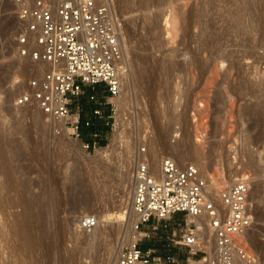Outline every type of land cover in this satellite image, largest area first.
I'll use <instances>...</instances> for the list:
<instances>
[{"label": "rangeland", "instance_id": "rangeland-1", "mask_svg": "<svg viewBox=\"0 0 264 264\" xmlns=\"http://www.w3.org/2000/svg\"><path fill=\"white\" fill-rule=\"evenodd\" d=\"M113 2L128 58L123 71L128 74L122 73L121 92L113 99L116 110L109 141L87 149L70 124L64 129L59 120L42 117L35 103H16V98L31 89V80L41 76L50 64L19 53V36L25 23L16 12L15 0H0V131L4 135L0 147L6 153L2 156L0 149V183L8 167L17 172L23 184L15 189L0 184V264H51V242L52 256L53 247L58 249L55 256L77 248L82 253L77 255L80 262L94 263L114 237V227L121 223L122 243L128 228L126 220H119V202L126 198V204L130 203L129 181L137 154L144 152L148 158L151 140L164 130L168 131L169 142L179 136L200 142V150L205 152L203 160L208 163L206 173L216 178L224 173L225 186L241 175L235 171L229 174L230 169L249 174L253 223L247 241L257 253L259 264H264V0ZM99 148H110L113 154L98 164L95 155ZM169 152L165 148L162 157ZM126 158L129 177L126 196H121ZM176 160L182 165L189 160L199 168L195 153L185 162ZM27 201L33 202L30 211L38 239L35 247L25 246L22 232L11 227L12 215ZM102 205L112 212L111 219L101 227L106 234L99 235L96 242H77L74 237L80 215L96 214ZM187 220L182 211L164 219L151 218L141 226L149 235L139 242L142 246L154 243L156 252L173 254L183 262L189 253L179 240ZM44 222L48 230L40 225Z\"/></svg>", "mask_w": 264, "mask_h": 264}, {"label": "built area", "instance_id": "built-area-1", "mask_svg": "<svg viewBox=\"0 0 264 264\" xmlns=\"http://www.w3.org/2000/svg\"><path fill=\"white\" fill-rule=\"evenodd\" d=\"M15 1L16 12L25 23L19 36V53L51 65L31 80V89L16 98V103H35L52 118L65 119L85 148L95 146L96 142L82 139L80 116H72L69 104L71 96L82 93L84 84L103 82L112 97L121 92L125 53L113 0ZM115 110L113 102V113ZM93 136L98 133L93 132ZM132 183L131 206L138 216L136 228L143 233L119 250L116 264H259L257 253L247 241L253 223L248 173L234 177L215 195L195 164L182 165L165 155L159 172L152 169L147 157L139 161L133 168ZM178 211L187 217L208 219L205 224L215 241L212 253L205 248V236L193 219L187 220L179 240L189 253L183 262L173 254H161L153 246L140 244V239L149 235L141 229L145 222ZM97 223L92 213L81 219L84 229Z\"/></svg>", "mask_w": 264, "mask_h": 264}, {"label": "bare ground", "instance_id": "bare-ground-1", "mask_svg": "<svg viewBox=\"0 0 264 264\" xmlns=\"http://www.w3.org/2000/svg\"><path fill=\"white\" fill-rule=\"evenodd\" d=\"M156 21H159L157 18H156ZM155 20H154V22L153 23H157ZM121 39H122V33H121ZM122 45H123V43H122ZM123 48H124V46H123ZM124 53H125V48H124ZM128 58H127V56H126V53H125V63H124V67L126 66V65H128V60H127ZM43 63H47V64H50L49 62H43ZM127 63V64H126ZM147 63H148V61H147ZM130 65V64H129ZM148 65H149V63H148ZM152 65V64H151ZM142 66H144V65H142ZM141 65H140V67H142ZM145 66H147V65H145ZM50 67H51V65H50ZM139 67V66H138ZM128 68H129V66H128ZM141 69H143V68H141ZM141 71V70H140ZM146 71V70H145ZM140 73V72H139ZM124 74H128V72H126V71H124ZM137 74V73H136ZM142 74V73H141ZM150 75V74H149ZM145 76H146V74H145ZM127 77V76H126ZM143 77V76H142ZM32 78V77H31ZM141 78V77H140ZM144 78V77H143ZM148 79V78H147ZM139 80V79H138ZM149 80H151V79H149ZM147 81V80H146ZM148 82V81H147ZM145 84V83H144ZM145 87V86H144ZM119 104V103H118ZM39 112H40V115L43 117V116H48V114H46L43 110H38ZM118 115V114H117ZM55 122V121H54ZM53 122V123H54ZM60 122H62V124H64V129H68L69 127L66 125V121H65V119H62V120H60ZM43 123V122H42ZM45 123H46V121H45ZM47 124V123H46ZM55 125V124H54ZM73 130V129H72ZM120 130V129H119ZM162 130V129H161ZM168 132V131H167ZM166 130H164V131H161L160 133H159V135L158 136H156V137H154L151 141V147H150V151L148 150V152H150V154L148 155L149 157H148V159H149V162H150V165H151V167H152V169L154 170V171H156V172H159V170H160V167H161V159H162V154H161V152L162 151H164L165 150V148H169V150H170V152L169 153H171V154H166V155H170V156H173V157H175L176 159H178V160H180V161H186V160H188L189 158H190V156H191V154L192 153H195V156H196V159L199 161L198 163H199V169H200V172H201V174L203 175V176H205L207 179H208V181H209V185H210V189L213 191V193L215 194V195H218L219 194V192H220V190L225 186L224 184L227 182V179H226V177H225V174L224 173H221L220 174V176L218 177V178H216V177H214V175L213 174H210V173H206V171H207V165H208V163L205 161V160H203V158H204V156H205V152H203L202 150H200V146L202 145V144H200V142L199 143H196V142H192L190 139H183V137L182 136H179V137H176V138H174L171 142H169V140L168 139H166ZM118 135V134H117ZM119 135H121V132L119 133ZM175 135H177L178 136V133H176ZM185 137V136H184ZM4 142V135H3V133H2V131H0V145H2V143ZM150 145V144H149ZM0 149H1V154H2V156L4 155V154H6L5 152H4V150H3V147H0ZM99 149H101V148H99ZM4 153V154H3ZM112 154L113 153H111V151H110V148L109 149H101V150H99V151H97V153H96V158H97V160H99L98 162H96V163H98L99 164V162H100V160H102V161H104V160H106L105 158H108L109 156L111 157L112 156ZM128 154V153H127ZM130 156V155H129ZM128 157V156H127ZM146 156H145V153L144 152H141V151H139V153L137 154V158H136V161H135V165L139 162V161H141L142 159H144ZM129 158V157H128ZM131 158H132V156H131ZM94 160V159H93ZM130 160V159H129ZM196 160V161H197ZM96 161V160H95ZM131 161V160H130ZM124 162V161H123ZM133 162V161H132ZM95 163V162H94ZM125 166H126V169H124L125 171H122V174L123 175H121V177H122V182H121V189H119L120 190V193L122 194L121 196H126V193L124 192L125 191V187L127 186L126 185V182H127V180H128V174H129V161H128V159L126 158V161H125ZM189 163H192V162H189V160L187 161V162H185V163H183V164H189ZM103 163L101 162V165H102ZM124 164V163H123ZM96 165V164H95ZM99 166V165H98ZM124 166V165H123ZM97 167V166H96ZM125 168V167H124ZM222 168V167H221ZM5 170V179H4V181H3V179H2V182L0 183L1 185H2V188H3V186H6V188H7V186H9V188L10 187H12V188H14L15 186H17L18 184H22L21 182H22V180L18 177V175H17V172L16 171H12V170H10L8 167H6V168H4ZM123 170V169H122ZM221 170V169H220ZM233 171H235V172H237V174H242V170H240V169H237V170H234V168L233 169H230L229 170V174H231ZM219 172V171H218ZM223 172V171H222ZM131 177V179H130V181H129V183H130V185H131V199H130V203L129 204H126V198H124V199H122L121 200V202H119V205H118V215H119V217H120V219L119 220H126V223H127V227L126 228H128V231H126V233H125V235L123 236V240H122V243H120L119 241L121 240V238H122V226H121V224H119V225H117L116 227H114V228H117V230L116 231H114L115 233H114V237L111 239V241L110 242H108L107 243V245H106V250L103 252V256H101L100 257V260H97L96 258H95V260H96V262H94V263H90V264H109V263H111V264H116V262H117V256H118V252H119V250L122 248V246L124 245V244H127V243H131V242H133V241H135L143 232L142 231H140V230H138L137 228H136V222H137V219H138V216H137V214L133 211V209H132V206H131V201H132V195H133V183H132V176H130ZM23 185V184H22ZM129 185V186H130ZM227 185V184H226ZM5 189V188H4ZM15 189V188H14ZM126 189H127V187H126ZM252 189H253V186H252ZM17 190V189H16ZM18 191V190H17ZM120 196V197H121ZM59 197V196H58ZM58 197H56V199L58 198ZM60 198V197H59ZM122 198V197H121ZM80 199V198H79ZM21 200V198H19V200L17 199L16 200V202H14V204H18L19 203V201ZM58 201V200H57ZM77 202L78 203H80V202H82V201H80V200H77ZM94 202L95 203H98V201H95L94 200ZM94 202H92L91 204H94V205H96ZM32 201H27L25 204H24V206L21 208V210H20V212H18V213H16V214H13L12 215V213H11V215L13 216V220H12V226L11 227H13V229L15 230V231H17V232H22V234H23V236H22V241L24 242V245L25 246H29V247H35V245L36 246H38L36 243H37V241H38V239H37V237L35 236V234L36 233H34V231H35V228H34V226H35V219H34V215L31 213V206H33L32 205ZM106 204V203H105ZM104 204V205H105ZM99 205V204H98ZM104 205H102L101 207L103 208V209H100L99 211L97 210V212H96V216H97V218H98V223H97V225L95 226V227H93V228H91V229H84L82 226H81V219H82V217L85 215V214H89V212L88 213H85V214H81L80 215V218H79V222H76V226H77V229H76V233H75V237L74 238H76V240H77V242H81V241H85V242H94L95 241V239H97L98 238V236L100 235H102L101 237H103V235H105L106 234V230H105V228L103 229H101V227H105V225H106V223L111 219V217H110V215H111V213L112 212H108V210H110V208H105L104 209ZM92 206V205H91ZM107 206V205H106ZM93 207V206H92ZM100 206H97V208H99ZM108 207H110L109 205H108ZM94 208H95V206H94ZM112 208V207H111ZM116 210V209H115ZM12 211H15V210H12ZM16 211H19V210H16ZM104 211H106V212H104ZM112 211V210H111ZM11 212V211H10ZM9 214V213H8ZM0 215H1V212H0ZM11 216V217H12ZM6 217V216H5ZM2 218V217H1ZM8 218V217H7ZM6 218V219H7ZM117 218V217H116ZM195 220L196 221V223H197V225H198V228L201 230V233L202 234H204V236H205V246L210 250L209 252H213V249H214V246H215V243H214V239H213V237H211L210 235H209V229H208V227L206 226V221L208 220L207 218H201L200 216H193V215H189L188 216V221H190V220ZM11 220V219H10ZM37 220V219H36ZM41 221H42V219L40 220V223H41ZM117 221V220H116ZM3 222V221H2ZM37 222V221H36ZM111 222H113V221H111ZM50 223V222H49ZM37 224V223H36ZM10 225V224H9ZM40 225H44V227L46 228V230H48L47 229V227L46 226H48L47 224H46V226H45V222H44V224H40ZM4 226V225H3ZM37 226V225H36ZM51 226V225H50ZM78 226H81L79 229H78ZM108 224H107V226H106V229H107V231L109 230L108 229ZM7 227H8V225H7ZM34 228V229H33ZM43 228V227H42ZM125 228V227H124ZM1 229H3V228H1ZM12 229V230H13ZM44 229V228H43ZM111 229H113V228H111ZM40 230H42V229H40ZM45 230V229H44ZM126 230V229H125ZM2 231V230H1ZM5 231V230H4ZM9 231V230H8ZM39 231V230H38ZM53 231V230H52ZM98 231V232H97ZM6 232H7V229H6ZM41 232V231H40ZM45 232V231H44ZM51 232V231H50ZM2 233V232H1ZM0 233V234H1ZM55 233V232H54ZM98 233H100V234H98ZM107 233H109V231L107 232ZM6 234H8V232L7 233H5V235ZM20 234V233H19ZM18 234V235H19ZM47 234H49V233H47ZM14 235V234H13ZM39 235V234H38ZM46 235V234H45ZM9 235H7L6 237H8ZM49 236V235H48ZM48 236H47V238L46 239H48ZM13 237V236H12ZM14 237H16L15 235H14ZM20 237V236H19ZM108 237V236H107ZM112 237V236H111ZM110 237V238H111ZM4 238V237H3ZM9 238V237H8ZM40 238V237H39ZM100 238V237H99ZM55 239V238H54ZM56 239H57V237H56ZM6 240V239H5ZM4 240V241H5ZM12 239H10L9 241H11ZM41 240V239H40ZM44 240V239H43ZM110 240V239H109ZM7 241V240H6ZM5 241V242H6ZM18 241V240H17ZM49 241H51V240H49ZM53 241V240H52ZM48 242V241H47ZM96 242V241H95ZM9 243V242H8ZM11 243V242H10ZM40 243V242H39ZM38 243V244H39ZM46 243V242H45ZM48 243H50V242H48ZM55 242L53 241V244H54ZM117 243H119V246H118V248H117V252L115 251V249H116V245H117ZM60 243L58 242V245H59ZM106 244V243H105ZM4 245H6L5 243H4ZM15 245V244H14ZM52 245V242H51V244H50V246ZM9 246H10V244H9ZM12 246H13V244H12ZM41 246V245H40ZM47 246H49V244L47 245ZM46 246V247H47ZM49 246V257H50V260H51V262L53 263V264H83V262H80L79 261V259L77 258V255H78V250H77V248H74V249H68V250H70V251H67L66 250V248H68V246L65 248V250H66V252L65 251H61L60 253H57V255L55 256V254H56V249L53 247V251L55 252V254L52 256L51 254H52V252H51V250H50V248L52 247H50ZM54 246H56V245H54ZM66 246V245H65ZM7 247H8V245H7ZM22 247V246H21ZM61 247H63L64 248V246H60V248ZM23 248V247H22ZM26 248V247H25ZM63 248H62V250H63ZM4 249V248H3ZM8 249H10L9 247H8ZM34 249V248H33ZM44 249V248H43ZM48 249V248H47ZM52 249V248H51ZM76 249V250H75ZM58 250V249H57ZM60 250V249H59ZM12 251V250H11ZM38 251V250H37ZM41 252H42V250H40ZM40 251H39V253H40ZM45 251V250H44ZM44 251H43V253H44ZM47 251V250H46ZM116 253H115V252ZM7 253L9 252L8 250L6 251ZM59 252V251H58ZM83 252V251H82ZM10 253V252H9ZM29 253V252H28ZM35 253V252H34ZM37 253V252H36ZM38 253V254H39ZM46 253V252H45ZM80 253H81V250H80ZM79 253V254H80ZM101 253V252H100ZM5 254V253H4ZM12 254H13V252H12ZM12 254H11V256H12ZM33 254V253H32ZM82 254V253H81ZM80 254V256H82ZM26 255H27V253H26ZM29 255V254H28ZM31 255V254H30ZM5 256H6V254H5ZM10 256V255H9ZM25 256V255H24ZM33 256V255H32ZM100 256V255H99ZM27 257V256H26ZM30 257V256H29ZM29 257L27 258L28 259V261H29ZM36 257H37V255H36ZM40 257H41V255H40ZM39 257V258H40ZM45 257V256H44ZM32 258V257H31ZM34 258V257H33ZM46 258V257H45ZM82 258V257H81ZM98 258V257H97ZM41 260H42V258H40ZM48 259V258H47ZM36 260V259H35ZM30 261H31V259H30ZM29 261V262H30ZM111 261V262H110ZM28 262V263H29ZM36 262H37V260H36ZM93 262V261H92ZM32 263V262H31ZM30 263V264H31ZM37 263H39V262H37ZM44 263H45V261H44ZM50 263V262H49ZM51 263V264H52ZM39 264H41V262L39 263ZM43 264V263H42ZM48 264V263H47ZM85 264V263H84Z\"/></svg>", "mask_w": 264, "mask_h": 264}, {"label": "crops", "instance_id": "crops-1", "mask_svg": "<svg viewBox=\"0 0 264 264\" xmlns=\"http://www.w3.org/2000/svg\"><path fill=\"white\" fill-rule=\"evenodd\" d=\"M86 86H90L95 89L90 95L91 105L89 110H85L84 105L81 102V97L86 92ZM114 97L110 95V92L105 83H97L95 85L84 84L83 91L79 95H73L70 99V109L72 116H80V125L79 130L81 132V137L84 141L96 142L100 139L109 141V134L112 128V116H113V102ZM99 110V112H97ZM89 120L91 123L97 121L101 126L108 129L107 132H104L101 129L89 130V125H86V121ZM93 132H97L98 136L94 137ZM154 245V243H153ZM152 245V246H153ZM146 246V245H144ZM148 246V245H147ZM175 249H173L174 251ZM160 253V252H159ZM167 254V253H161ZM188 256V255H187ZM187 256L183 259L187 258Z\"/></svg>", "mask_w": 264, "mask_h": 264}, {"label": "trees", "instance_id": "trees-1", "mask_svg": "<svg viewBox=\"0 0 264 264\" xmlns=\"http://www.w3.org/2000/svg\"><path fill=\"white\" fill-rule=\"evenodd\" d=\"M95 89H93L92 87L90 86H86V92L85 94L81 97V102L82 104L84 105V108L85 110H89L90 108V105H91V100H90V95L92 94V92L94 91ZM87 125V124H86ZM89 126V132L94 130V129H101L103 130L104 132H107L108 129L101 126L97 121H93L92 123L90 122V124H88ZM98 143L100 145H105L107 142L103 139H100L98 141Z\"/></svg>", "mask_w": 264, "mask_h": 264}]
</instances>
